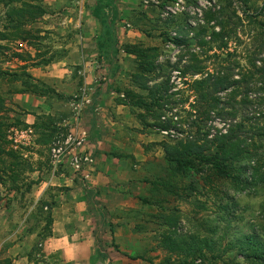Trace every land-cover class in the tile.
I'll list each match as a JSON object with an SVG mask.
<instances>
[{
	"label": "rangeland",
	"instance_id": "obj_1",
	"mask_svg": "<svg viewBox=\"0 0 264 264\" xmlns=\"http://www.w3.org/2000/svg\"><path fill=\"white\" fill-rule=\"evenodd\" d=\"M156 1L157 3L122 0L123 11L121 15H117L115 22L119 53L123 54V69L118 74L122 72L124 76L121 80L118 76L114 78L113 86L116 88L117 82H120V88H117L120 95L116 96V101L128 108L124 115V130L128 132L115 136L116 140L124 144V148H112L108 154L111 159L127 163L124 175L117 174L111 178L112 186L119 189V195L109 198L110 202H105L102 200L104 198L93 193L92 174L96 160L85 148V144L79 148L77 155H92L91 165L76 167L70 154L54 163L51 156V148L56 141H63L73 131H84L79 125L83 112L78 114L77 105L91 106L92 88L106 78L97 55L95 59L99 72L91 84L84 82V74L79 70L81 66L72 65L70 74L77 82V88L68 96L56 94L51 85L34 82L32 77L28 80L42 90L52 91L45 97L63 104L68 103L66 111L60 110L54 116L41 115V121L36 118L37 122H43L47 126L44 132L53 135L47 144L38 143L40 131L16 125L17 120L11 118L6 107L4 117L6 123L12 125L6 134L8 148L18 154L24 167L16 168L21 175L14 183L6 178L5 185H0V200L20 198L21 202L16 205L20 213L26 215L30 211L31 229L37 231V237L26 253L32 264H150L148 261L163 264L167 259L173 261L176 254L160 244L168 231L158 219L164 210L167 213H174L175 210L179 214L180 226L177 231L182 235L188 236L198 231L200 237L213 241L212 249L205 252L204 258L195 259L193 264L243 263L238 256V243L244 235L257 236L264 242V183L256 187L253 191H257L255 195L249 192L238 193L228 181L212 180L207 185L197 183L191 176L183 177L173 173L162 148L164 143L184 141L190 130L189 126L195 119L192 116L194 114H191L194 97L190 91V83L198 76L191 75L190 70L185 71V74L181 71L188 65L186 61L190 56L187 50L199 53L198 38L201 37V30L197 23H206L202 16L204 11L220 7L230 37L222 54L213 50L206 59L199 54L203 65L211 73L221 67H230L234 73L247 72L251 75L254 69L249 66L248 59H255L258 67L261 63L259 60L264 59V0H183L185 9L167 17L163 15L162 8L172 4L174 0ZM114 2L117 4L119 1L113 0ZM35 3L40 4L45 13L37 22L26 26L32 32V38L8 43L0 41V45L1 42L7 43L6 45L11 43L10 48L2 45L0 61L18 58L15 54H20L22 57L18 59L26 60L28 64L57 65L71 50L79 46L82 36L79 24L86 18H91L90 11L96 0H36ZM5 9L0 6V31L6 25ZM196 10L200 11L201 18L195 13ZM189 22L197 25L191 27ZM118 28L122 34L118 33ZM120 38L124 41H120ZM127 39L133 42H125ZM179 39H185V44L178 42ZM131 47L158 49V67L147 75L150 79L148 86L167 81L170 87L168 94H172L170 98H166L164 103L167 106L159 119L156 118L155 111L148 112L135 106V98H126L127 95L140 98L147 96V90L140 88L132 78L139 72V62L133 54L126 52V48ZM81 49L86 51L85 48ZM29 52L33 53V57L29 58ZM213 53L221 57L216 58L212 56ZM47 61L50 62L46 64ZM23 73L18 79L21 83L27 79ZM235 77L239 79L240 76ZM260 82L257 76H253L240 85V90L248 88L250 99L255 101L254 106L264 110V90H261ZM254 106H249L248 111ZM166 120H171V126L164 130L160 126ZM209 124L217 128L222 125L219 118H213ZM260 126L264 127V118L260 121ZM13 130L27 131L30 137L27 141L22 138L14 141ZM257 143L262 144L258 153L262 152L264 155V136L257 138ZM4 161L8 164L7 159ZM259 163H264L262 157L259 158ZM35 171L38 174L33 175ZM69 174L83 187V196L76 197L71 193L72 189L65 186L49 185L31 210L26 204L22 205L25 197H31L34 184L44 180L54 181L61 176L68 177ZM72 197L78 203L84 202L83 206L77 207L70 203ZM66 201L69 213L61 212L59 221L62 224L63 218L68 216L71 219V230L78 232V237L66 239V245L77 244L78 241L81 244L74 249L69 248V253H63L61 248L55 249L56 243L52 244L50 240L55 220L53 215L56 216L55 211ZM143 201L153 204L148 205ZM48 213L51 214L52 224L47 229ZM79 225L83 230L78 229ZM93 238L98 240L103 252L101 257L96 253ZM136 257H144L145 260Z\"/></svg>",
	"mask_w": 264,
	"mask_h": 264
},
{
	"label": "trees",
	"instance_id": "obj_2",
	"mask_svg": "<svg viewBox=\"0 0 264 264\" xmlns=\"http://www.w3.org/2000/svg\"><path fill=\"white\" fill-rule=\"evenodd\" d=\"M36 0H0V6L5 9L6 25L0 31V41L14 42L27 41L32 38V32L27 29L28 24L37 22L43 15L44 9ZM18 4V5H17ZM110 13H109V11ZM223 10L207 9L203 16L206 23L198 27L201 30V37L198 38L199 53L187 50L189 60L185 66V71L190 70V74L198 76L190 83V91L194 97L191 114L195 119L191 122L185 135L184 141L175 144L164 143L162 148L165 154L170 170L180 176H191L196 179L197 183L207 185L212 180L228 181L238 193L249 192L256 194V187L264 183V163H259V158L264 159L262 152L259 154L258 149L262 144L257 143V138L264 136V127L260 126V121L264 118V110L261 107L254 106L255 101L250 99L248 88L244 91L240 89L242 83H246L249 78L257 76L261 80V90H264V59H261L258 67L256 60L249 58V66L253 68V73L248 75L247 72L234 73L230 67L217 69L215 73L209 72L203 60L208 58V53L213 50L222 54L224 46L230 37L224 17ZM97 20L100 30L96 37V47L101 59L107 60L115 76L120 67L117 63L119 53L118 40L115 32L116 13L113 0H96L92 12ZM249 15H246V17ZM212 23V24H211ZM208 36V39L205 37ZM178 42L185 44V39H179ZM3 46L0 45V49ZM264 45L262 46V50ZM126 52L133 54L139 62V72L133 75L134 83L142 89L147 90L146 98H135L134 105L145 109L148 112H156V118L162 116L167 106L166 98L170 89L167 81L156 83L149 87L150 81L148 74L157 69L156 60L159 55L158 49L154 47H131L126 48ZM21 58L22 55L15 54ZM29 58L30 55H28ZM214 57L219 58L221 55L213 53ZM211 56V57H212ZM50 61H47L48 64ZM40 65L38 63L33 66ZM249 72V71H248ZM3 72H0V75ZM26 80L22 81L24 89L20 92H29L39 96H45L52 92L51 90H42L38 85L29 83L31 76L23 73ZM235 76H240L237 79ZM19 77H14L18 80ZM21 79V78H20ZM100 90L104 93L113 92L110 84L100 83ZM98 88V89H99ZM99 95V91H98ZM257 98V97H255ZM253 107L248 111V107ZM157 108V109H156ZM6 111V100L0 96V185H5V179L13 183L20 177L21 173L17 167H24L17 153L8 148L7 130L12 126L6 123L4 113ZM41 121L40 116L36 117ZM213 118H219L222 124L220 128L209 124ZM18 126H24L17 121ZM171 120H166L165 124L160 127L164 130L169 129ZM46 125L43 122H37L32 125L36 131H40L38 143L47 144L53 135L44 132ZM183 132V131H181ZM183 135V133H181ZM42 139V140H41ZM45 139V140H44ZM7 159V162L4 160ZM6 165V166H5ZM162 186L166 187L165 183ZM14 188H18L13 186ZM167 188V187H166ZM29 190V187H28ZM143 203L152 205L149 201ZM174 213H167L165 210L160 213L158 219L161 225L166 226L167 230L161 239L160 244L168 251L176 254L173 261L167 259L163 264H193L197 258H204L206 251L213 247V241L209 238L200 237L196 231L194 234L182 235L177 231L180 224V216ZM52 224L51 214L46 217V228ZM95 249L99 257L103 255L99 248L98 240L95 239ZM238 256L243 261L239 264H264V242L257 236L244 235L238 243ZM145 260L144 257H136ZM153 264L151 261H148ZM0 264H13L10 259L0 260Z\"/></svg>",
	"mask_w": 264,
	"mask_h": 264
},
{
	"label": "crops",
	"instance_id": "obj_3",
	"mask_svg": "<svg viewBox=\"0 0 264 264\" xmlns=\"http://www.w3.org/2000/svg\"><path fill=\"white\" fill-rule=\"evenodd\" d=\"M118 1L117 4L115 2L113 3L116 16L118 14L121 15L123 11L121 8L122 0ZM94 5L95 3L90 11L91 18L88 20L86 18L83 23L79 24L82 30L79 46L77 45L75 47L76 49H73L75 51L71 50L70 54L60 60L57 65L33 66L32 64H28V61L15 57L8 61L1 60L0 72H3V74L0 75V96L6 100V107L11 118H15L28 128H32V125L36 122V117L41 115L54 116L60 110L66 111L68 110V103L63 104L53 98L35 96L28 92H20L24 87L21 81L14 80V77H19L23 72L27 73L33 78L34 82L51 85V88L55 90L56 94L68 96L77 88L75 87L77 82L73 80L70 74L72 65L74 67L81 66L79 70L80 73L84 74V82L91 84L99 72L96 67L97 60L95 59L97 55L98 61L103 65L102 68L106 74L105 80L100 83L110 84L113 92H102L99 88L101 87L100 83L94 86L92 88L93 104L84 108L83 114L79 118V125L86 133L85 148L93 154L96 160L92 174L93 193H97L100 196L99 198H104L102 200L106 202L109 201V198L119 195L117 192L119 189L112 186L111 178L117 174L124 175L126 172L125 167L127 163L124 160L111 159L108 157V154L112 148H124V144L116 140L115 136L128 132V130H124V119H126L124 115L127 113L128 108L116 101V96L120 95L118 94L119 89H117L120 88V82H117L116 88L113 86L114 78L118 76L121 80L124 76L121 74L122 72L118 74L123 69V54L118 53L117 63L120 69L114 76L108 61L101 59L98 55L96 37L100 27L92 14ZM116 30H118L119 34H122L120 28ZM120 41L123 42L124 39L120 38ZM125 42L131 43L133 41L127 39ZM7 43L1 42L3 46L10 48L11 43L6 45ZM81 48H85L86 51H82ZM29 54L33 57L32 52H29ZM36 174H38V171L33 173V175ZM49 185L71 188V193L76 197L84 195L83 187L77 184L76 180L69 174L68 177L61 176L54 181L51 180L48 182L44 180L34 184L31 189V197H25L22 205L26 204V206L30 207L29 210H31L38 203L39 199L43 196L45 188ZM71 200L70 203H74L77 207L78 205L80 207L83 206L84 202L78 203L73 197ZM20 202V198L11 201L9 198L0 200V259L11 258L15 264H32L28 261L26 253L28 247L31 246L37 237V231L31 229L30 211L26 215H22L18 207H16ZM67 203L66 201L60 204V208L55 211L56 216L55 214L53 215L55 220L52 226V236L50 237L52 244L55 242L57 245L55 249L61 248L63 253H69V248L71 250L81 245L79 241L77 244L66 245V239L78 237V232L70 228L71 219L68 216L63 218L62 224L58 218L61 212L69 213L70 209ZM99 212L101 211L99 210ZM78 229L83 230V227L79 225ZM92 242L95 246L94 238Z\"/></svg>",
	"mask_w": 264,
	"mask_h": 264
},
{
	"label": "built area",
	"instance_id": "obj_4",
	"mask_svg": "<svg viewBox=\"0 0 264 264\" xmlns=\"http://www.w3.org/2000/svg\"><path fill=\"white\" fill-rule=\"evenodd\" d=\"M148 2H154L157 3L156 0H147ZM184 1L183 0H174V2L170 5L163 6V15L164 16H170L172 14H176L177 12H180L184 10ZM193 12V11H192ZM200 18L201 13L199 10H196V12ZM202 20V19H201ZM198 25H204L203 21L197 23ZM195 23H190L189 26L197 25ZM86 104H89V101L85 102ZM78 106V114L80 115L81 112H83L85 107H81V105ZM31 132V131H30ZM29 132L23 131V130H13V136L14 141H17V138L28 140L29 139ZM86 142V133L85 131H73L71 132L63 141H56L53 144V147L51 148V156L52 161L54 163L59 162L64 156L70 154L72 155V159L76 167H79L81 165H91L93 163V157L92 155H84L83 157H78L77 152L79 148H81Z\"/></svg>",
	"mask_w": 264,
	"mask_h": 264
}]
</instances>
